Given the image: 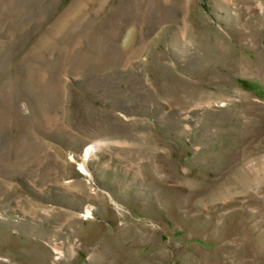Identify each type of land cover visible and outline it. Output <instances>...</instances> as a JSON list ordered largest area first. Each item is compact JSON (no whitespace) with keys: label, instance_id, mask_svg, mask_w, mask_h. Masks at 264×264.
I'll list each match as a JSON object with an SVG mask.
<instances>
[{"label":"rangeland","instance_id":"rangeland-1","mask_svg":"<svg viewBox=\"0 0 264 264\" xmlns=\"http://www.w3.org/2000/svg\"><path fill=\"white\" fill-rule=\"evenodd\" d=\"M0 264H264V0H0Z\"/></svg>","mask_w":264,"mask_h":264},{"label":"bare ground","instance_id":"bare-ground-1","mask_svg":"<svg viewBox=\"0 0 264 264\" xmlns=\"http://www.w3.org/2000/svg\"><path fill=\"white\" fill-rule=\"evenodd\" d=\"M94 147H89L85 152V159L89 157V155H92ZM175 200V199H174Z\"/></svg>","mask_w":264,"mask_h":264}]
</instances>
